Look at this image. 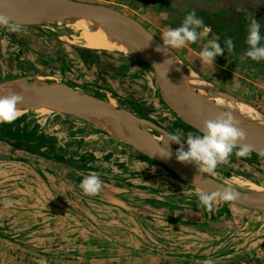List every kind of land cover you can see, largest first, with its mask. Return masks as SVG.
Masks as SVG:
<instances>
[{
	"label": "rangeland",
	"instance_id": "374dc122",
	"mask_svg": "<svg viewBox=\"0 0 264 264\" xmlns=\"http://www.w3.org/2000/svg\"><path fill=\"white\" fill-rule=\"evenodd\" d=\"M80 1L119 9L162 42L164 30L180 26L195 10L212 31L173 51L201 80L264 117V60L240 59L253 18L264 36V0L207 8L189 0ZM18 26V32L0 26V84L41 76L114 101L168 132L180 130L185 139L189 132L201 134L164 102L154 70L136 54L88 48L61 21ZM226 37L234 52L202 63L207 41L218 39L223 47ZM16 120L0 123V264H264V210L217 198L208 212L200 206L201 190L121 134L96 125L91 113L26 110ZM90 173L103 181L96 195L79 186ZM214 175L264 189V159L233 152Z\"/></svg>",
	"mask_w": 264,
	"mask_h": 264
},
{
	"label": "water",
	"instance_id": "95a60500",
	"mask_svg": "<svg viewBox=\"0 0 264 264\" xmlns=\"http://www.w3.org/2000/svg\"><path fill=\"white\" fill-rule=\"evenodd\" d=\"M0 13H4L13 23L19 22V25H39L53 21L71 23L78 19L103 21L135 50L137 56L154 70L164 102L186 125L200 132L205 119H214L221 113L196 98V93L181 68L180 56L171 49H164L165 46L159 38L138 20L119 9L80 0H0ZM158 46L162 50H157ZM19 82H24V78L1 83L0 89L10 83ZM225 95L228 98L236 99ZM23 97V103L18 105L19 110L50 106L77 113H96L112 121L129 123L131 133L136 140L127 137L122 139L144 149L188 185L209 192L217 191L224 185L206 173H198V168L195 165L177 162L172 155H168L154 141L153 134L148 131V129H153L165 135L167 130L155 122L140 118L129 110L119 108L109 101L65 85L51 92L33 91L32 94ZM244 131L246 132V139L243 143L252 145L255 149L252 153L264 159V156L260 155L261 152H264V131L246 129ZM195 176L196 179L194 180ZM240 192L243 194L241 198L232 202L245 207L264 210V191L259 194Z\"/></svg>",
	"mask_w": 264,
	"mask_h": 264
},
{
	"label": "clouds",
	"instance_id": "9594fccd",
	"mask_svg": "<svg viewBox=\"0 0 264 264\" xmlns=\"http://www.w3.org/2000/svg\"><path fill=\"white\" fill-rule=\"evenodd\" d=\"M19 22L10 23L4 13H0V26H7L9 31L18 32ZM212 31L210 26H206L199 18L195 10L190 11L178 27L164 30L162 40L164 49H180L189 43L195 44L201 38L207 37ZM264 36L261 34V23L253 18L248 24L246 43L248 49L241 55L243 61L250 58L253 61L264 60ZM223 47L218 39L208 40L199 53L202 63L213 64L218 55H223L225 50L232 53L235 50V43L231 37L223 40ZM157 50H162L159 48ZM168 70L164 74L167 75ZM24 97L17 93L0 95V123H12L19 116L18 105L22 104ZM241 121L234 112L224 110L214 119H205L201 134L192 132L185 134L180 130L165 132L164 134L170 142L180 144L176 149V158L183 163H195L198 173L214 175L215 170L221 164L227 163L229 157L235 153L237 158L247 157L255 149L252 145L243 143L246 139V132L240 127ZM185 144L187 150H185ZM168 155L171 152L168 151ZM260 155L264 156V152ZM196 176L194 177V180ZM80 188L86 195H96L103 186V181L96 173L86 175L80 183ZM200 206L206 208L208 212L214 211V201L219 198L224 202L239 200L243 195L233 184L225 182L221 189L217 191H202L197 193ZM13 202L7 201V206ZM204 264H215L212 259L204 261Z\"/></svg>",
	"mask_w": 264,
	"mask_h": 264
},
{
	"label": "bare ground",
	"instance_id": "6f19581e",
	"mask_svg": "<svg viewBox=\"0 0 264 264\" xmlns=\"http://www.w3.org/2000/svg\"><path fill=\"white\" fill-rule=\"evenodd\" d=\"M68 24L75 31H78L80 33L81 39L83 40L82 42L83 45L88 48L96 49V50H105V51H120L131 55L136 54L135 50L131 48L129 45H127L124 42L123 38L119 36L107 23L103 21H96L92 19H81V20L78 19ZM180 64L183 73L187 78V81L191 85L192 89H194L193 91L196 90L198 92L196 93V98L199 101L209 106H212L213 108L217 109L220 112L224 110H230L234 112L237 118L240 119L241 121L240 125L244 130L246 129L252 131H264V117L255 107H253L251 104L240 98L239 99L228 98L225 95V93L213 87L211 84L201 80L193 71L189 70V67L186 64H184V62L181 61ZM28 82H30V84H28ZM61 86L62 85L59 83L48 84L46 83L45 79L41 76L38 77L28 76L24 78V82L10 83L7 86L1 88L0 95L17 93L21 96H25L32 94L33 91L51 92L60 89ZM109 102L115 105L114 101H109ZM28 110L35 111L40 115L56 113L57 111H59L58 108L50 107V106H42ZM23 111L26 110H19V116L21 115V113H23ZM91 114H92L93 122H95L96 125H98L99 127L109 131L110 133L112 132L114 135L121 134L123 138L127 137L132 140H136V138L131 133V127L129 123L112 121L111 119L96 113H91ZM152 138L167 153L168 151H170L171 155L175 158L177 162L183 163L178 161L176 158V149L180 147L179 144L174 142H170L169 144L168 137L162 134H160V136L152 135ZM186 164L195 165V163H186ZM209 176L215 178L221 183H225L227 181L233 184V186L236 187L238 190L246 193L248 192L252 194H259L264 191V189H260V187H258L255 183L250 181H246L242 183H234L222 179L220 177H217L215 175H209Z\"/></svg>",
	"mask_w": 264,
	"mask_h": 264
},
{
	"label": "flooded vegetation",
	"instance_id": "af4514ba",
	"mask_svg": "<svg viewBox=\"0 0 264 264\" xmlns=\"http://www.w3.org/2000/svg\"><path fill=\"white\" fill-rule=\"evenodd\" d=\"M191 3L194 2V4H197L199 2H203L204 5L207 7H211L210 5L212 3H217V4H223L224 2H226V0H189Z\"/></svg>",
	"mask_w": 264,
	"mask_h": 264
},
{
	"label": "built area",
	"instance_id": "2783aa9c",
	"mask_svg": "<svg viewBox=\"0 0 264 264\" xmlns=\"http://www.w3.org/2000/svg\"><path fill=\"white\" fill-rule=\"evenodd\" d=\"M241 264H256V263L249 262V261H244V262H242Z\"/></svg>",
	"mask_w": 264,
	"mask_h": 264
}]
</instances>
